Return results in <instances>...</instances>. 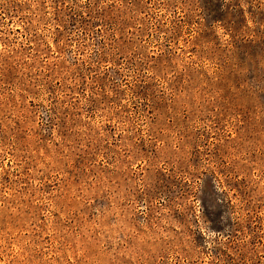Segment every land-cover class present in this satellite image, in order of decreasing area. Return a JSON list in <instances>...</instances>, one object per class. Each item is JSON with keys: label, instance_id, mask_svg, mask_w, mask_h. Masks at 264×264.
Returning <instances> with one entry per match:
<instances>
[{"label": "rangeland", "instance_id": "rangeland-1", "mask_svg": "<svg viewBox=\"0 0 264 264\" xmlns=\"http://www.w3.org/2000/svg\"><path fill=\"white\" fill-rule=\"evenodd\" d=\"M0 264H264V0H0Z\"/></svg>", "mask_w": 264, "mask_h": 264}]
</instances>
